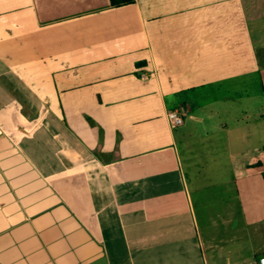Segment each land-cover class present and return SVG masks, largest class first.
I'll use <instances>...</instances> for the list:
<instances>
[{
  "label": "crops",
  "instance_id": "crops-1",
  "mask_svg": "<svg viewBox=\"0 0 264 264\" xmlns=\"http://www.w3.org/2000/svg\"><path fill=\"white\" fill-rule=\"evenodd\" d=\"M122 1L0 0V264H257L264 0Z\"/></svg>",
  "mask_w": 264,
  "mask_h": 264
},
{
  "label": "rangeland",
  "instance_id": "rangeland-1",
  "mask_svg": "<svg viewBox=\"0 0 264 264\" xmlns=\"http://www.w3.org/2000/svg\"><path fill=\"white\" fill-rule=\"evenodd\" d=\"M258 52H261V50H257ZM262 51L264 52V47H263V49H262ZM263 57H264V54L262 55ZM260 57V56H259ZM235 79V78H234ZM233 79V84L232 85H234V84H236V83H239V82H241V79L239 78V79H236V80H234ZM243 79V78H242ZM250 81H249V83L248 84H246L247 85V90H248V92H250L251 90H252V88H253V90H255V91H257V89H259V88H257L256 87V85H254V84H256V82H255V80H256V78L255 77H253V79H251V78H248ZM225 86H227V84L225 85ZM222 87H224V86H222ZM245 87V86H244ZM234 88V87H233ZM218 89V90H217ZM216 90H215V93H214V95H212V94H210V92H209V89H207V88H205V89H201L200 91H197L196 92V94L197 95H200V97L201 96H203V100H206V98H208L207 100H209V99H213V98H215V97H217L218 96V94H223V93H226V90H222V91H220L219 89L220 88H217ZM213 96V97H212ZM210 97V98H209ZM249 102H250V100H249ZM184 121H185V118H184ZM183 121V122H184Z\"/></svg>",
  "mask_w": 264,
  "mask_h": 264
},
{
  "label": "built area",
  "instance_id": "built-area-1",
  "mask_svg": "<svg viewBox=\"0 0 264 264\" xmlns=\"http://www.w3.org/2000/svg\"><path fill=\"white\" fill-rule=\"evenodd\" d=\"M185 113L186 109L183 106L167 112V120L171 128H175L183 123ZM257 264H264V256L258 257Z\"/></svg>",
  "mask_w": 264,
  "mask_h": 264
},
{
  "label": "trees",
  "instance_id": "trees-1",
  "mask_svg": "<svg viewBox=\"0 0 264 264\" xmlns=\"http://www.w3.org/2000/svg\"><path fill=\"white\" fill-rule=\"evenodd\" d=\"M130 1H132V0H123L122 2L128 3ZM248 168H249V173L252 172L253 170L257 171V172L261 173V175L263 176V179H264V158H263V160L260 158L256 159L255 161H253V163L251 165H249Z\"/></svg>",
  "mask_w": 264,
  "mask_h": 264
}]
</instances>
